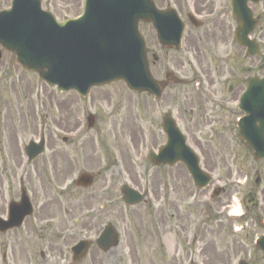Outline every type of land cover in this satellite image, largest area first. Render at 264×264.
Returning <instances> with one entry per match:
<instances>
[{"label":"flooded vegetation","instance_id":"af4514ba","mask_svg":"<svg viewBox=\"0 0 264 264\" xmlns=\"http://www.w3.org/2000/svg\"><path fill=\"white\" fill-rule=\"evenodd\" d=\"M223 1L225 3L221 4V14L214 18H210L214 9L208 12L207 9L199 8L196 4L194 6L187 5L192 8L191 12L197 17L205 19L201 26H193L197 31L194 35L195 50L193 52H200V47L204 43L209 44L214 39L215 41L211 46L217 55L211 54L210 57L211 60H214L215 57L220 58L222 71L219 73V77L223 80V89H218L214 84L216 76L209 75L207 88L201 84L203 89L196 91L203 100L198 99L200 110L195 113L189 112L190 115L187 118L189 122L188 133L186 132V135L187 140L193 141L197 148L198 145L202 144V139L206 145L212 147L221 145L223 147L225 144L246 146L239 128V122L245 116V111L241 108V98L249 79L255 78L258 81L257 89L260 90L262 80H264V0L251 4L254 17L258 22L251 38L257 41L260 51L254 56L248 55L246 47L240 45L236 40L235 29L238 23L232 16L231 0ZM177 9L180 14L184 12L182 6L177 7ZM185 13L187 16L190 11ZM203 27L213 29L198 32ZM219 49L221 50L220 53H218ZM206 52L210 54L211 51L208 52L206 49ZM2 54L0 66L6 64L19 65L12 52L2 49ZM1 78L3 79V76ZM171 84L173 83L170 82L169 85ZM180 84H186V81ZM105 93L107 95L101 97H106L104 106L106 110L110 109L107 113V118L111 121L110 127H106L105 133L102 132V128L98 127L100 126V113L97 112L96 115H93L91 117L92 129H97L94 130L97 137L93 140L98 141L103 148L107 141L118 140L120 136L125 141L128 138L134 140L136 134L133 135L132 133L129 136V132L126 131L128 129L124 125H121V134L118 133L113 118L116 110L111 100L114 95H108L109 92ZM180 96L177 94L175 99L176 107H179L178 113L182 111ZM161 99L162 97L159 101ZM93 101L94 97H92ZM13 102L16 110L19 109L18 101L14 100ZM12 106L11 100L6 98L4 89L0 88V245L3 249L4 263L7 264L8 261L7 250L9 247L12 249L10 255L14 256L15 259L17 256H23L18 253L19 248L28 252V259L24 264H32V262L42 264L41 259H45L46 264H117V255L123 254L127 257V252H137L138 247L142 246L143 240L144 251L151 259L156 253H160V250H165V211L163 207H160L155 213L156 218H153V210H156L153 207V202L148 203L147 215L149 217L147 220L143 218L139 223L133 220V224L129 220H123L122 225L119 224L121 229L130 236L133 244H129L128 240L122 242L119 235V240L115 242V245L105 250L103 245L98 242L105 227L112 224L119 231L116 220L117 187L116 182H113L117 180V165L113 161L108 163V159L102 166L98 165L99 168L87 166L88 163L84 160L82 163L79 161L75 163L71 158V153L76 151V146H80L82 151L85 150L86 143H81L83 140L81 137L65 136V134H70V129H65L59 125L56 128L61 129L62 135L56 134L52 131V123H43L40 129L35 124L33 131L29 134L30 137L22 139V136L19 135V124L17 125L13 120L14 133L10 136L6 133L5 114L10 113V110L12 111ZM261 108L259 105L255 107L257 114L254 134L257 144L264 142V115L259 112ZM180 118V115L174 118L178 125ZM179 127L181 128L180 125ZM135 132L138 133L137 130ZM141 134L143 136V133ZM198 134L200 135L198 136ZM105 136L110 138L107 139ZM42 138L44 140L42 153L31 158L26 152L27 145L32 140L39 141ZM214 152V156L221 154L222 167L226 168L227 156L224 150L215 148ZM199 153L201 162H203L202 167L211 176H214H212L209 186L198 189L187 172L189 182L195 191H198L197 195L202 191L208 192L213 189L212 193L209 194L212 199L222 195H225V198L226 193L229 192L226 187L216 186L212 188L215 182L222 180L219 176L215 177L216 170L219 168L218 164H213L211 162L213 161L212 157L208 155L205 157L202 150ZM228 156L231 161H239V154ZM209 161L211 164H208ZM254 162L253 200L258 199V196L264 198V156H260ZM153 166L158 167L159 171L161 169L169 171L170 175H172L174 167H177V170L184 168L181 163L174 166ZM76 170H79L78 175L91 174L93 183L89 186H77L75 179L70 180V176ZM100 178L102 182H99ZM227 185L228 188L233 187V185ZM166 188H169L168 181L164 182L163 191ZM75 191L80 192V196H75ZM217 191L218 196H213V193ZM71 194L75 198H70ZM101 196H105L107 199L102 202L101 199L99 200ZM198 200L203 211L207 209L212 211L211 215L214 219L227 220L226 217L231 205L230 200L222 201L220 204L218 203L219 205L216 203L215 206L200 197ZM245 202V199H242V203L245 204ZM74 204L79 206L78 217H70L74 210ZM197 204L198 202L195 200L191 209L185 207L181 211L179 204L176 203L175 210L171 213L175 220L169 230L172 232L174 229L175 233L174 260H176V264H193L194 258L198 254L196 243L203 238V232L197 230L192 224V218L196 219V213L193 210ZM255 204L259 206V202L256 201ZM215 212H219L220 215H216ZM102 214L104 216H101ZM186 217L189 219L188 222ZM183 218L187 223L184 222ZM145 222H149V224L147 223V234L145 233ZM70 237L75 239L71 243L69 242ZM80 241L85 242L87 250L81 258H76L77 254L72 248ZM180 247L183 248V251L179 256V261H177L178 258L175 254ZM201 252L202 250L199 251V253ZM36 257L40 258L37 263ZM185 257L186 259H184Z\"/></svg>","mask_w":264,"mask_h":264},{"label":"rangeland","instance_id":"374dc122","mask_svg":"<svg viewBox=\"0 0 264 264\" xmlns=\"http://www.w3.org/2000/svg\"><path fill=\"white\" fill-rule=\"evenodd\" d=\"M83 1L42 0V6L53 12L57 19L62 21L81 14ZM155 1L160 7H165L166 5L174 7L182 6L184 19H186L185 12L192 11V8L187 5L194 6L196 4L199 8L207 9L210 12L225 3L223 0H218L217 2L215 0ZM7 5H9V0H0V6ZM186 22L187 29L184 45L178 52L172 50L165 51L161 48L158 45L152 25L145 22L140 23V31L147 42L148 57L153 75L157 79H164L166 71L171 70L175 75L187 81L186 84L169 85L160 101L155 100L149 94L131 93L125 83L121 81L109 84L104 88H94L83 99L75 91H59L56 87L45 83L37 74L25 72L19 65L6 64L0 66V88L4 89L6 98L8 97L13 105L12 111L10 110V113L5 114L6 133L10 136L13 135V120L17 125H20V127L18 125V129L22 139L30 137L29 134L33 131L32 129H34L35 124L40 129L43 123H52V131L56 134L62 135L61 129L56 128V126H62L65 129H70L71 137H81V140L83 139L81 143H86L84 146L85 150L82 151L80 146H76V151L71 153V158L75 163L76 161L82 163L84 160L88 163L87 166L99 168L107 159L108 163L111 161L115 162V165H117V180L113 182H116L117 187L116 220L118 226L119 224L122 225L123 220H129L131 224H133V220L137 223L143 218L147 220L149 217L147 215L149 202H153V207L156 209L155 211L153 210V218H156L155 213L160 207L164 208V224L166 228L165 250H160V253H156L151 259L144 251L143 240L142 246L138 247L137 252H127V257L123 254L117 255V264H176V260H174L175 233L174 229H172V232L169 230L175 220V217L171 213L174 212L176 203L179 204L182 211L185 207L191 209L195 200L198 204L193 210L196 213V219L192 218V224L197 230L202 231L203 229V238L196 243L198 254L194 258L195 264H238L241 259H245L250 264H264V254L255 245L256 238L264 233V227L260 224L258 218L264 215V198L258 196V199L253 200L254 194L252 188L255 186V162L247 146L225 144L223 147L222 145L212 147L206 145L203 139H200L202 144L198 145V148L200 147L198 149L193 141L188 142L197 151L200 152L202 150L205 157L206 155L212 157L213 161L211 162L213 164H218L219 168L216 170L215 177L219 176L222 180L215 182L212 188L216 186L226 187L229 191L226 193V199L224 198L225 195L212 199L209 194L212 193L213 189L208 192L202 191L197 195L198 191H195L193 185L189 182V177L186 174L187 171L184 168L178 169V171L177 167H174L172 175H170L169 171H165V169L159 171L158 167H154L147 160L149 150H157L165 142V136L161 127L162 117L165 113L170 111L174 117L180 115L181 118L178 120V123L182 130L188 133L187 127L189 122L187 118L191 112L195 113L200 110L198 99L203 100L196 92L201 88V84L204 88H207L209 83L207 81L208 76L215 75V87L223 89V80L219 77V73L222 71L220 58L215 57L214 60H211L210 57L217 55V52L211 46L215 40L212 39L209 44L204 43L200 47V52H193L195 50L194 35L197 31L188 21ZM205 29L213 28L203 27L198 32H202ZM206 49L208 52L209 50L211 51L210 54H207ZM220 52L221 50L219 49L218 53ZM2 76L3 79L1 78ZM105 92H109L108 95H114L111 100L116 110L113 118L117 125L118 133L121 134V125H124L128 129L126 131L129 132V136L132 133L133 135L136 134L134 140L127 136L128 139L125 141L120 136L118 140L107 141V144H104V148L98 141L93 140V138L97 137L94 131L97 129L88 128L87 117L89 114L96 115L97 112L100 113V126L98 127L102 128V132L105 133L106 127H110L111 121L107 118V113L110 109L106 110L104 106L106 97H101L102 95H107ZM177 94L178 96L182 95L179 97L181 99L182 110L180 113H178L179 107H176L175 99ZM92 97H94L93 102ZM14 100H17L20 104L17 110L14 107ZM190 125L196 126L195 124ZM141 133H143V136ZM109 138L107 137V139ZM215 148H222L224 150L227 156L226 168L222 167L221 154L214 156ZM235 154L240 155L238 167L231 166V159L228 156ZM208 164H211L210 161ZM78 171L76 170L70 176V180L77 178ZM165 181H168L169 188L163 191ZM231 181L235 184L233 187L228 188L227 184ZM99 182H102L101 178ZM124 183L130 184L144 193L147 192L144 202L134 207L125 205L121 193V186ZM74 194L77 197L80 196V192L78 191H75ZM75 196L71 194L70 198H75ZM199 197L205 199L212 206H215L216 203L220 204L222 201L230 200L229 212L232 213L235 209L239 214L228 218V220H216L211 215L212 211L208 209L202 210L200 201L198 200ZM100 199L104 202L107 198L101 196ZM242 199L246 201L245 207L241 203ZM256 201L259 202V206L255 204ZM79 212V206L74 204V210L71 212L70 217H78ZM105 212L110 213L111 211ZM220 212L222 213V211ZM215 214L220 215L219 212H215ZM101 216L104 215L102 214ZM183 220L185 223L189 221L188 217H186L187 222L185 218ZM145 223V233L147 234L149 222ZM119 235L122 242L128 240L129 244H133L130 236L120 226ZM74 240V238L70 237L69 242L71 243ZM2 250L0 245V264H2ZM11 250L10 247L7 250V254L9 255L7 264H24L28 259V252H25L22 248L18 249V253L23 256H17L16 259L10 255ZM200 250H202L201 253H199ZM182 251L183 248L180 247L175 254L178 258L177 261H179ZM36 259L37 263L40 258L36 257ZM41 262L42 264H46L45 259H41ZM34 263L32 262V264Z\"/></svg>","mask_w":264,"mask_h":264},{"label":"water","instance_id":"95a60500","mask_svg":"<svg viewBox=\"0 0 264 264\" xmlns=\"http://www.w3.org/2000/svg\"><path fill=\"white\" fill-rule=\"evenodd\" d=\"M248 1L259 0H232L233 14L240 22L239 41L248 46L249 54H254L258 47L247 35L256 22ZM141 20L153 23L164 46L181 47V19L173 8L158 9L153 0H86L85 12L80 18L62 23L51 12L41 9L40 0H13L11 10L0 12V43L17 55L25 69L37 71L41 78L50 85L57 84L62 91L75 89L85 96L92 86L122 79L130 89L149 91L158 98L166 83L157 81L151 74L145 40L139 31ZM167 78L179 81L171 72L167 73ZM254 82V78L249 80V89L255 88ZM262 82L264 85V80ZM254 96L250 90L242 103L247 110L244 118L247 125L242 119L240 129L255 155L258 150L263 155L264 142L257 144L254 134ZM261 97L264 99V92ZM245 130H249V134ZM164 131L168 141L158 155L152 154L153 162L174 164L182 161L197 185L205 186L208 177L170 115L164 118ZM36 147L37 144L32 143L28 147L29 153L36 154ZM78 182L89 184L91 178L81 175ZM124 190L127 203L141 201V195L128 186ZM262 223L264 225V219ZM116 236L115 229L107 226L99 242L108 249ZM256 244L264 251V235ZM84 247H79L77 252H82ZM240 264L246 263L242 261Z\"/></svg>","mask_w":264,"mask_h":264}]
</instances>
